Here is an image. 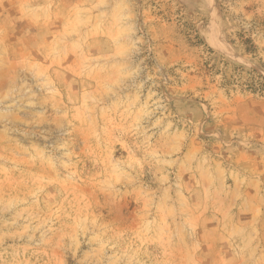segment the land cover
Returning a JSON list of instances; mask_svg holds the SVG:
<instances>
[{"label":"rangeland","instance_id":"rangeland-1","mask_svg":"<svg viewBox=\"0 0 264 264\" xmlns=\"http://www.w3.org/2000/svg\"><path fill=\"white\" fill-rule=\"evenodd\" d=\"M0 264H264V0H0Z\"/></svg>","mask_w":264,"mask_h":264},{"label":"trees","instance_id":"trees-1","mask_svg":"<svg viewBox=\"0 0 264 264\" xmlns=\"http://www.w3.org/2000/svg\"><path fill=\"white\" fill-rule=\"evenodd\" d=\"M247 43L248 41H244V43ZM250 46H246V50L249 51L250 50ZM208 63L205 64V66L209 69H214L215 68V63H213L211 66H207ZM245 84L247 85L248 88L252 89V90H256L255 89V86L256 84H259L261 85L262 83L261 82H256V80L253 78V77H250L246 80Z\"/></svg>","mask_w":264,"mask_h":264}]
</instances>
